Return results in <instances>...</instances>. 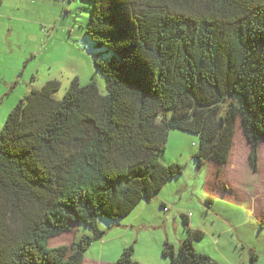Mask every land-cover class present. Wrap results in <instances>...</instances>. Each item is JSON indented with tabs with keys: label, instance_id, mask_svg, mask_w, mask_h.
I'll return each instance as SVG.
<instances>
[{
	"label": "trees",
	"instance_id": "trees-1",
	"mask_svg": "<svg viewBox=\"0 0 264 264\" xmlns=\"http://www.w3.org/2000/svg\"><path fill=\"white\" fill-rule=\"evenodd\" d=\"M89 1L85 32L110 54L95 59L107 92L75 76L59 99L61 83L49 79L10 110L0 129V264H84L105 234L98 217H125L183 172L160 160L172 129L198 136V165H222L240 120L257 168L264 0ZM182 221L188 236L161 250L168 264H221L194 247L203 231ZM76 224L93 235L49 245ZM134 251L115 264H144Z\"/></svg>",
	"mask_w": 264,
	"mask_h": 264
},
{
	"label": "rangeland",
	"instance_id": "rangeland-1",
	"mask_svg": "<svg viewBox=\"0 0 264 264\" xmlns=\"http://www.w3.org/2000/svg\"><path fill=\"white\" fill-rule=\"evenodd\" d=\"M45 4L39 13L33 8L30 17L43 18L42 27L52 29L55 62L52 71H34L38 77L35 84L40 88L48 79L59 80L61 87L54 95L60 99L77 76L81 84L94 79L100 92L106 93L105 79L95 59H105L110 54L96 47L85 32L92 3L89 0H48ZM21 25L19 28L15 24L12 28L10 21L7 27L0 29V69L7 75L13 74L19 61L22 63L17 57L20 49L16 43L28 40V30ZM30 32L34 34L32 29ZM30 69L23 71L21 83L8 88V96H15L27 87L32 76ZM21 98L12 107H8L7 102L0 104V129ZM197 148L196 134L170 130L160 160L164 164L179 162L184 166L183 172L168 180L151 199H141L125 217L117 220L98 217V227L105 234L85 253L116 262L122 250L132 244L135 259L146 262L144 264H168L169 258L162 255L161 248L165 241L178 246L188 236V227L182 221L185 214L189 217V228L204 233L201 239H193L198 251L221 264H264V142L258 145L256 169L250 164L251 145L242 132L240 120L227 163L219 165L210 161L198 165ZM83 234L93 235V231L84 224H76L70 232L50 238L49 245L71 244ZM252 253L258 256L252 258Z\"/></svg>",
	"mask_w": 264,
	"mask_h": 264
},
{
	"label": "crops",
	"instance_id": "crops-1",
	"mask_svg": "<svg viewBox=\"0 0 264 264\" xmlns=\"http://www.w3.org/2000/svg\"><path fill=\"white\" fill-rule=\"evenodd\" d=\"M46 1L48 0H0V29L7 27L8 23L11 21L12 28H14L15 24L19 27V24L21 23V27L28 30L26 33L28 40L16 43L20 49L17 57L21 59L22 63H20V61L18 62L19 66L14 69L13 74L11 75L9 73L8 75L3 73L2 69H0V104L7 102L9 104L8 107H12L19 97H23L22 95L28 93L32 88H39V86L35 84L38 81V77L34 71H52L51 68L55 62L53 61V55L55 54L53 52L54 47L51 42L52 29L42 27L43 18L38 19L37 17H30L33 8L35 12L39 13L40 8L46 6ZM16 13L22 14L18 15ZM25 13H27V16L24 15ZM31 29L34 34L30 32ZM46 33L48 34L46 35ZM30 67L29 75L32 76L28 79L29 83H27V87H23L15 96H8V88L15 87L17 84L21 83V75L24 74L23 71H27ZM22 77L26 80V77ZM35 77H37L36 81ZM42 79V76H40V80ZM44 79H47V77ZM42 85H40V87ZM138 261L146 263L141 260ZM84 264H115V262H109L100 256L95 257L94 255L91 256L85 253ZM161 264H163V262Z\"/></svg>",
	"mask_w": 264,
	"mask_h": 264
}]
</instances>
